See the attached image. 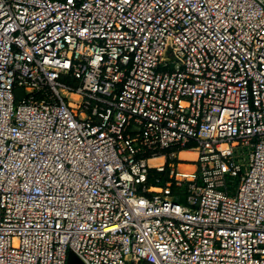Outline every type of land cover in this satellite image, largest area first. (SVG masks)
Wrapping results in <instances>:
<instances>
[{
  "label": "built area",
  "instance_id": "obj_1",
  "mask_svg": "<svg viewBox=\"0 0 264 264\" xmlns=\"http://www.w3.org/2000/svg\"><path fill=\"white\" fill-rule=\"evenodd\" d=\"M68 253L264 264V0H0V264Z\"/></svg>",
  "mask_w": 264,
  "mask_h": 264
},
{
  "label": "trees",
  "instance_id": "obj_2",
  "mask_svg": "<svg viewBox=\"0 0 264 264\" xmlns=\"http://www.w3.org/2000/svg\"><path fill=\"white\" fill-rule=\"evenodd\" d=\"M159 179V183L155 182V179ZM167 180L166 172L163 174H158L155 171H150L148 175V185H163Z\"/></svg>",
  "mask_w": 264,
  "mask_h": 264
},
{
  "label": "water",
  "instance_id": "obj_3",
  "mask_svg": "<svg viewBox=\"0 0 264 264\" xmlns=\"http://www.w3.org/2000/svg\"><path fill=\"white\" fill-rule=\"evenodd\" d=\"M66 264H82L74 254L68 253Z\"/></svg>",
  "mask_w": 264,
  "mask_h": 264
},
{
  "label": "bare ground",
  "instance_id": "obj_4",
  "mask_svg": "<svg viewBox=\"0 0 264 264\" xmlns=\"http://www.w3.org/2000/svg\"><path fill=\"white\" fill-rule=\"evenodd\" d=\"M192 156H193V154L190 153V152H183V153H181V155H180L181 158H191ZM184 168L187 169V168H189V167H184Z\"/></svg>",
  "mask_w": 264,
  "mask_h": 264
},
{
  "label": "rangeland",
  "instance_id": "obj_5",
  "mask_svg": "<svg viewBox=\"0 0 264 264\" xmlns=\"http://www.w3.org/2000/svg\"><path fill=\"white\" fill-rule=\"evenodd\" d=\"M16 95H17V97H20L22 95V91L21 90H16Z\"/></svg>",
  "mask_w": 264,
  "mask_h": 264
},
{
  "label": "crops",
  "instance_id": "obj_6",
  "mask_svg": "<svg viewBox=\"0 0 264 264\" xmlns=\"http://www.w3.org/2000/svg\"><path fill=\"white\" fill-rule=\"evenodd\" d=\"M193 157V156H192Z\"/></svg>",
  "mask_w": 264,
  "mask_h": 264
}]
</instances>
